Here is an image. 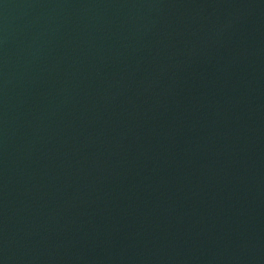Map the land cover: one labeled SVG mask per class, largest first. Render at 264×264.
I'll use <instances>...</instances> for the list:
<instances>
[{
  "label": "water",
  "instance_id": "1",
  "mask_svg": "<svg viewBox=\"0 0 264 264\" xmlns=\"http://www.w3.org/2000/svg\"><path fill=\"white\" fill-rule=\"evenodd\" d=\"M0 264H264V0H0Z\"/></svg>",
  "mask_w": 264,
  "mask_h": 264
}]
</instances>
